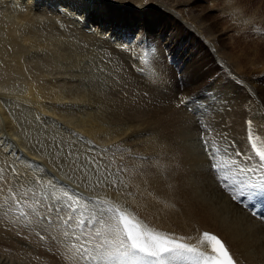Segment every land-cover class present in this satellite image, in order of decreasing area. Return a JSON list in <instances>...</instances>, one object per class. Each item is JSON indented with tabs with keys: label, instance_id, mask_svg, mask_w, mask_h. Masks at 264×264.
Instances as JSON below:
<instances>
[{
	"label": "bare ground",
	"instance_id": "1",
	"mask_svg": "<svg viewBox=\"0 0 264 264\" xmlns=\"http://www.w3.org/2000/svg\"><path fill=\"white\" fill-rule=\"evenodd\" d=\"M173 1L0 0V73L28 84L45 76L40 72L51 73L52 79L57 75L52 82L67 88L68 101L94 115L89 123L76 125L79 135L100 144L101 149L115 150L110 153L115 160L111 169H128L121 172L125 181L117 182L119 191L112 184L102 188L108 196L131 198L132 209L136 208L134 203L141 207L133 211L138 216L131 213L148 228L184 237V242L201 250L206 247L203 232L214 233L228 246L237 264H264V198L246 200L247 205L255 203L253 209L231 201L209 173L204 150L197 148L199 145L190 147L192 142L185 143V139L201 135L207 125L212 139L218 136L211 142L219 146V159H231L242 166L250 156L255 163L256 149L247 136L250 127L256 148H264V86L259 84V90L258 84L236 75L235 68L215 48L211 49L215 60L204 50L195 37L202 34V28L184 12L188 10L184 7L195 0ZM70 22L79 28L74 31ZM89 42L98 51H93ZM194 46L196 60L191 58ZM133 56L140 57L141 62ZM85 60L87 70L109 68L110 75L99 81L97 94L91 83L77 87L84 75L75 69L80 70ZM218 66L231 73L222 85H216L215 77L208 79ZM28 87L33 90L32 85ZM180 98L186 102L181 104ZM27 99L42 102L33 95ZM108 115L117 122L131 118L129 132L107 127L103 122ZM142 120L161 130L171 132L175 128L180 137L185 136L184 147L175 151L173 146L167 151L160 141L163 137L146 138ZM248 121H252L251 126ZM205 136L209 137L207 133ZM154 170L168 176L164 182L167 187L174 186L166 197L156 192L158 183L150 179ZM169 177L175 180L174 185ZM255 210L261 217L252 215ZM0 227L21 233L30 242L26 243L40 249L35 253L21 247L24 244L1 245L0 264H8L5 258L15 264H80L79 254L70 251L74 243L67 240L69 236L66 243H57L52 239H60L56 232L45 234L3 213Z\"/></svg>",
	"mask_w": 264,
	"mask_h": 264
},
{
	"label": "rangeland",
	"instance_id": "2",
	"mask_svg": "<svg viewBox=\"0 0 264 264\" xmlns=\"http://www.w3.org/2000/svg\"><path fill=\"white\" fill-rule=\"evenodd\" d=\"M63 1L69 2V0ZM70 1L75 2V0ZM167 1L174 2L173 0ZM176 1L181 2V0ZM46 3L50 4L49 2ZM54 6L56 5L54 4ZM1 7L3 8V5ZM184 9H188L184 12L190 13L189 15L198 23V27L202 28V34L195 35V37L204 50L209 53L210 57L215 60L214 54L211 51L212 48H215L217 53L222 55L223 59L235 68L234 73L236 75L243 76L252 85L258 84V89L261 90V85L264 86V0H195L189 6L184 7ZM186 13L184 14L185 16ZM76 14L75 16L77 17ZM70 16L73 17L72 15ZM70 24L75 26L73 28L74 31L79 28L72 22ZM89 43L93 51H98L95 44ZM193 51L194 53L191 55V58L196 60V53L198 52H196L195 46L193 47ZM85 62L86 60L80 70L75 69L76 73H83L84 75L83 83H80L77 87L91 83V89L96 93L98 89H101L99 81L106 80L109 77V68L103 72L98 67L93 70H87L84 68ZM220 69L221 71L219 72ZM226 71L221 66H218L216 73L210 74L208 79L215 77L216 85L225 84L229 80V75H231L229 71ZM40 73L45 76L37 79L33 84H28L24 80L21 81L20 78L16 82L12 78L2 77L0 73V105L1 111H4V114H0V116H5V121L0 117V141L8 144V147L0 152V162L14 165L20 173V180L18 182L25 186H30L29 182L33 178H39L44 182L51 180L58 193L63 191L60 185L68 186L69 189L81 197V200H83L81 204L84 203L82 205L85 206L89 214L91 213L90 210L94 207L90 202L92 198H103L102 196H107L112 202H120L119 206L127 208L130 212L137 209L140 210L141 207L137 206L136 203H134L136 208L132 209V199L125 197L126 195L123 197V194H119L120 198L116 195L113 196V194L112 197L108 196L107 191L102 188L103 186L96 185L94 170L91 173L93 175L92 184L94 187H85L88 183V177L84 176L83 172L77 169L76 165L80 164L82 167L86 157H95L101 164L108 162L107 159H102L101 153L97 151V149H101L100 144L96 145L88 137L79 135L78 128L76 127L77 124H82L86 121L89 123L91 119H94V115L89 110L83 109L81 105H73L68 101L71 99L67 97V88L60 86L58 81L52 82L57 75L54 74V78L52 79L50 78L51 73ZM21 83L22 86L20 85ZM28 85H32L33 90H30ZM20 87L21 90L19 89ZM29 95H33L42 102L37 103L28 100L27 97ZM90 99L94 100V98ZM189 111L191 112V108ZM106 118L107 122L104 121L103 123L109 128L119 129L120 132L127 131L133 125V121L128 120L131 118L122 122H117L110 115L106 116ZM142 121L146 128L144 130L146 138H153L152 136L163 137L160 141L162 140L165 143L167 151L173 150V146H175V151L179 150L180 147H184L185 136L181 135L180 137L175 128L170 132L168 130H161L154 123H149L147 120ZM209 137L207 138L210 140V144L212 143L211 140L215 141L218 138V136L214 137V139L211 136ZM220 137L225 138V135H220ZM201 141V135H196L192 139H185V143L192 142L190 147L199 145L197 148L204 150ZM214 144L217 146L216 143ZM8 151H12L13 155H7ZM70 151L72 152L71 156L68 155ZM204 153L207 156L205 150ZM77 156H79L78 160L76 159ZM73 160H76L75 164ZM14 162L16 163L14 164ZM111 171L116 179V184L121 179H123V182L125 181L124 178H121V173L116 175V170L111 169ZM154 171L150 179L158 183L156 192L166 197L167 194L172 193L174 186L171 188L167 187L164 182L168 176L166 174L161 175L156 170ZM82 176L83 180L78 179ZM169 179L174 185L175 180L170 177ZM109 184L111 183H107L106 186ZM49 190L53 189L50 187ZM161 205L162 203L158 207H161ZM8 208L9 204L5 203L4 198L0 196V213L6 214L7 217H16L14 213L5 211ZM133 213L138 216L137 213ZM107 223V221H103V224ZM8 231V229L0 227V246H21V244H24L21 247H27L26 249L34 250L33 252L35 253L40 252L38 251L40 250L39 248L29 245L28 243L30 242L24 239L21 233H15L14 230ZM70 239L75 243L72 240V235L69 233L67 240L70 241ZM0 260L2 259L0 258ZM4 262L15 264V261H9V258H5Z\"/></svg>",
	"mask_w": 264,
	"mask_h": 264
},
{
	"label": "snow or ice",
	"instance_id": "3",
	"mask_svg": "<svg viewBox=\"0 0 264 264\" xmlns=\"http://www.w3.org/2000/svg\"><path fill=\"white\" fill-rule=\"evenodd\" d=\"M132 58L137 63L141 62L138 56ZM185 102V99L180 98L181 104ZM247 123L252 125V121ZM205 133L208 136L212 134L207 125L203 126L201 140L209 160V173L218 187L240 206L248 207V199L264 198V148H256L251 128L247 139L251 141V147L256 149L255 156L258 159L253 163V157L248 156L242 166L231 159H219V149L214 143L210 144ZM7 147L8 144L0 141V152ZM97 151L101 153L102 159L107 157L106 164H101L95 157H86L82 167L76 165L88 177L85 187H94L91 175L94 170L96 185L111 183L119 191L111 171L115 160L110 153L115 150ZM7 155L11 156L13 152L8 151ZM68 155L71 156L72 152ZM127 171L123 166L118 167L116 175ZM78 179L83 180V176ZM19 180L20 173L14 165L0 162V196L9 204L6 211L13 212L20 223H26L32 229L38 228L45 234L56 232L60 239L56 236L52 239L57 243H66L65 238L71 233L75 243L70 251L79 254L80 264H237L228 246L214 233L203 232V244L206 247L201 250L199 246L184 242V237L148 228L133 213L110 200L93 197L91 204L94 207L89 214L81 204V197L66 185H60L63 191L58 193L51 180L44 182L33 178L29 182L30 186L19 183ZM120 183H124L122 179ZM50 187L53 190L50 191ZM103 221L108 222L107 227L103 226ZM98 224L100 227H97Z\"/></svg>",
	"mask_w": 264,
	"mask_h": 264
}]
</instances>
